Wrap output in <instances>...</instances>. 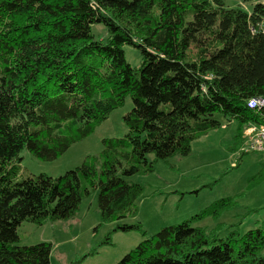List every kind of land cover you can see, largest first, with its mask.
I'll return each instance as SVG.
<instances>
[{
	"label": "trees",
	"instance_id": "1",
	"mask_svg": "<svg viewBox=\"0 0 264 264\" xmlns=\"http://www.w3.org/2000/svg\"><path fill=\"white\" fill-rule=\"evenodd\" d=\"M237 1L250 9L223 0H0V264H50L52 245L19 246L17 229L73 219L91 190L102 223L140 230L118 224L137 217L144 192L129 179L188 156L220 126L215 114L238 123L231 152L245 156L243 128L264 124L247 105L264 97V0ZM94 25L105 40H95ZM125 45L140 51V68L126 62ZM127 98L128 131L103 141L99 169L85 162L15 182L21 152L57 160ZM227 202L160 229L117 264H264V225L225 238L194 226Z\"/></svg>",
	"mask_w": 264,
	"mask_h": 264
},
{
	"label": "rangeland",
	"instance_id": "2",
	"mask_svg": "<svg viewBox=\"0 0 264 264\" xmlns=\"http://www.w3.org/2000/svg\"><path fill=\"white\" fill-rule=\"evenodd\" d=\"M223 1L226 8L250 9L237 0ZM91 29L95 40L107 38L101 25ZM123 51L131 67H141L138 49L125 45ZM132 106L127 98L124 106L114 110L88 137L73 144L55 161H41L24 150L15 182L40 174L57 178L85 162H95L99 169L100 159L96 158L104 149L103 141L124 137L128 130L123 119ZM214 119L220 126L195 139L188 156L159 161L153 172L129 179L143 184L144 192L136 202L137 217L118 224L139 225L140 230L117 232L113 231L117 223H102L97 191L91 190L73 219L47 221L42 225L23 222L17 229V244H51L50 264H117L160 229L187 221L223 199L229 200L227 208L216 217L209 215L195 222L194 226L207 232L218 231V236L225 238L231 231L242 236L264 225V156L250 153L238 160V154L231 152L237 141L238 123L229 122L220 114H215ZM226 226L233 228L226 231ZM260 255L264 256V249Z\"/></svg>",
	"mask_w": 264,
	"mask_h": 264
},
{
	"label": "built area",
	"instance_id": "3",
	"mask_svg": "<svg viewBox=\"0 0 264 264\" xmlns=\"http://www.w3.org/2000/svg\"><path fill=\"white\" fill-rule=\"evenodd\" d=\"M260 31L264 34V23ZM248 107L255 113L264 114V97L253 98L247 102ZM242 146L240 152L244 154L256 153L264 156V124L249 122L242 131Z\"/></svg>",
	"mask_w": 264,
	"mask_h": 264
},
{
	"label": "crops",
	"instance_id": "4",
	"mask_svg": "<svg viewBox=\"0 0 264 264\" xmlns=\"http://www.w3.org/2000/svg\"><path fill=\"white\" fill-rule=\"evenodd\" d=\"M56 222V221H55ZM200 227V226H199Z\"/></svg>",
	"mask_w": 264,
	"mask_h": 264
}]
</instances>
